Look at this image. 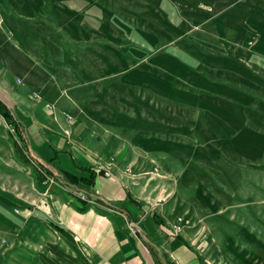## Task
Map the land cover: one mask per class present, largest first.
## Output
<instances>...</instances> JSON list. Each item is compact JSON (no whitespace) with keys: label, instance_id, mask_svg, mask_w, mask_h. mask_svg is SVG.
I'll return each instance as SVG.
<instances>
[{"label":"rangeland","instance_id":"374dc122","mask_svg":"<svg viewBox=\"0 0 264 264\" xmlns=\"http://www.w3.org/2000/svg\"><path fill=\"white\" fill-rule=\"evenodd\" d=\"M22 1L25 4L26 0ZM241 1L246 2L245 7L236 13L229 12L235 5L233 1H227L225 10H218L217 6H199V11L195 12L191 11L189 0L71 1L82 5V8L102 10L103 18L99 20L102 24L83 20V25L91 30L97 28L98 33L99 27L105 28L108 23L107 30L108 33L111 30L112 35L108 39L111 41L109 44L100 43L96 47L97 74L93 70L92 73L83 70V65L89 60L79 57L74 61V64H79L72 69L74 76L79 84L85 86L82 93L87 94L90 103L89 118L98 116L99 127L103 128L107 138L105 141H110L108 136L115 134L122 138L123 144L128 142L130 158L140 157L137 150L143 139L145 143H151L142 142L141 148L147 152L173 156L170 159H173L177 175L171 183L169 177L162 179L165 182L162 183L160 197H173V220L159 223V235L155 239H144L138 230L136 233L139 242L150 245L161 264H181L180 253L184 247L193 251L196 255L192 256L193 259L206 264H249L252 259L264 258V251L260 250L264 249V155L257 159L256 164L251 163L247 156L229 155L224 150L223 141L208 138L204 125L200 124L205 109L197 101L204 98L203 92L210 91L212 98L213 93L223 90L222 86L231 87L232 84L225 82L218 86L215 82L209 90L194 85L176 89L173 88V75L162 76L161 80L149 76L148 67H137L150 56H161L162 68H173V59L178 68L209 67L218 71L237 68V76L239 74L242 81L255 80L258 86L257 113L245 111L247 108L244 107L246 113H241V116L244 121L246 115L250 122L263 126L260 122L261 117L264 119V59L251 57L253 50L234 38L238 34L248 36V29L237 33V29L228 27L226 22L230 16L229 23H233V19L248 23V3L253 0ZM261 1L264 4V0ZM59 3L61 0H49L47 7ZM47 16L54 17L52 12H47ZM261 17L264 18V11L259 13L258 18ZM1 19L0 31L4 30L5 22ZM89 48V44H80L72 51L80 56ZM106 53L113 56L114 70L111 73L102 70L105 64L112 62L105 60ZM250 69L259 72L249 76ZM66 70L71 72L70 68ZM155 78L157 83H153ZM174 78L180 80L186 76ZM213 79L223 81V77L218 75L211 76V81ZM248 85L242 83L241 91L253 95L250 93L253 88ZM173 90L178 93L175 99L185 103L192 100L194 107L179 109L173 106ZM32 97L38 100L35 93ZM211 103V113L218 116L215 99ZM6 110L9 113V108ZM187 111H192V122ZM66 115L69 114H63L65 119ZM189 122L194 124L192 130ZM105 141V146L101 147L103 151L109 146ZM115 141L119 150L120 140L115 137ZM3 149H13V157L6 161ZM113 150L116 153L112 155H109V148L104 155L96 153L93 156L98 174L104 177L103 168H107L111 177L116 174L118 150L116 147ZM106 153L109 156H105ZM163 156L158 163L168 162ZM132 172L136 173L133 169ZM132 172L126 170L129 175ZM145 175L152 181L163 177L159 167ZM65 182L39 161L17 125L10 124L0 115V264H93L86 248L77 239H66L55 231L44 212L48 210V204H44L46 194L54 189L69 188ZM88 192L84 190L81 193L82 201H88ZM166 192L170 194L166 195ZM175 224L180 225L177 232L172 230ZM250 246L260 250L262 256L250 251Z\"/></svg>","mask_w":264,"mask_h":264},{"label":"crops","instance_id":"0c3cea01","mask_svg":"<svg viewBox=\"0 0 264 264\" xmlns=\"http://www.w3.org/2000/svg\"><path fill=\"white\" fill-rule=\"evenodd\" d=\"M47 1L49 0H26L24 4L22 0H0V17L5 21L4 30L0 31V101L9 108L13 122H16L25 142L39 161L59 179L64 178L65 184L68 182L69 188L54 189L46 194L47 201L44 204H48V210L44 212L52 223L62 227L86 248L93 264H161L150 245L146 243L145 246L139 242L136 233L138 230L144 239H155L159 235V223L173 220V197L160 199L162 183L165 182L162 179L169 177L171 183L177 175V171L173 169V159H170L173 156L164 157L161 153L156 155L147 152L141 148L142 142L147 145L151 143H145L143 139L137 150L140 157L130 158L128 142L124 141L123 144L118 135L108 136L110 141H105L107 138L104 137L103 128L99 127L98 116L91 117H96L95 120L89 118L90 103L87 94L82 93L85 86L79 84L72 69L79 65L74 64V61L81 57L89 60L83 65V70L86 73H92L93 70L97 74L96 47L100 43L111 42L108 40L112 37L111 30L108 33V23L105 28L99 27L98 33L95 30L97 28L91 30L83 25V20L102 24L99 20L103 18V11L97 7L82 8V5L75 4L72 0H61V4L47 7ZM227 1L235 4L229 10L234 13L242 12L246 3L241 0H216L215 3L209 0H201L202 3L199 0H189L193 12L199 11V6H217L218 10H225ZM262 3L261 0L248 3V23L244 20L236 22L235 19L233 23H229L230 16L226 22L228 27L237 29V33L248 29V36L238 34L234 38L239 44L253 50L251 57L264 59V18H258L259 13L264 11ZM47 12H52L54 17L47 16ZM80 44H89L90 48L78 56L72 49ZM112 58V53H106L105 60L112 61ZM162 60L161 56H150L137 64V67H148L147 74L161 80L162 76L173 75V88L176 89L194 85L209 90L215 82L218 86L225 82L232 84L231 87L222 86L223 90L213 93L212 98L210 91L203 92L204 98L197 101L205 109L201 114L204 119L200 124L204 125L208 138L223 141L227 154L240 158L247 156L251 163L256 164L257 159L264 155V119L261 117L260 124L263 126H258L257 122H250L246 115V121L241 116L245 111L257 113L255 109L259 105L256 81H242L239 74L237 76V68L219 71L209 67L178 68L174 59L173 68H162ZM66 61H69L68 65ZM67 68L71 72H67ZM102 68L104 73L113 72V61ZM250 70L249 76L259 72ZM216 75L223 77V81H211V76ZM174 76L186 78L179 80ZM225 77L229 78L228 81ZM153 83H157L156 78ZM242 83H249L248 87L253 88L250 91L253 95L241 91ZM153 90L158 92L157 89ZM33 93L41 94L42 99L35 100ZM176 94L178 95L176 90H173V106L179 109L194 107V101L185 103L175 99ZM214 99V104L217 103L216 107L219 109L218 116L213 115L209 109V104ZM9 104L13 106L10 107ZM47 104L54 109L49 110ZM244 107L247 110L243 111ZM65 113L72 116L73 120L65 119ZM187 113L192 117V111ZM0 115L5 119L1 113ZM192 121L193 117L190 119ZM189 125L192 130L194 124ZM114 136L120 140L119 150ZM104 141L106 146L109 145L105 150L111 149L109 155L116 153L114 147L118 150L116 174L111 178L98 174L93 157L96 153L104 155L105 150L101 149L105 146ZM3 150L6 161L13 157V149ZM161 156L168 162L158 163ZM156 167H159L165 178L152 181L145 173ZM127 169L131 172L133 169L136 173L129 175L126 173ZM67 174L86 182L72 183L65 176ZM170 186L173 187L172 184ZM84 190L89 191L87 202L80 199ZM165 194L169 195L170 192ZM249 250L258 252L260 256V250L264 251L252 246ZM181 251V264H206L197 258L193 259L195 254L189 247H184ZM171 252L173 256V250ZM257 259L250 260L249 264H264V258Z\"/></svg>","mask_w":264,"mask_h":264},{"label":"trees","instance_id":"16d2710c","mask_svg":"<svg viewBox=\"0 0 264 264\" xmlns=\"http://www.w3.org/2000/svg\"><path fill=\"white\" fill-rule=\"evenodd\" d=\"M0 113L3 115V117L10 123V124H15L11 118V115L8 113V111L6 110L5 105L0 101ZM14 126V125H13ZM67 176V178L72 182V183H78V182H86V180L84 179H76L75 177L71 176V175H65ZM50 226L57 231L58 233H60L63 237H65L66 239H71V236L69 235L68 232H66V230H64L62 227L54 224V223H50Z\"/></svg>","mask_w":264,"mask_h":264},{"label":"built area","instance_id":"2783aa9c","mask_svg":"<svg viewBox=\"0 0 264 264\" xmlns=\"http://www.w3.org/2000/svg\"><path fill=\"white\" fill-rule=\"evenodd\" d=\"M2 19L0 18V28L2 27ZM35 97L38 99V100H41L42 99V97H41V95H39L38 93H35ZM47 108L48 109H50V110H53L54 109V107L53 106H51V105H47ZM66 118H67V120H69V121H71V120H73V117H71L70 115H66ZM103 170H104V174H105V176L107 177V178H109V177H111L112 176V174L107 170V168H103ZM83 198H85V196H83ZM180 224V223H179ZM179 224H175L174 226L172 225V230L174 231V232H177L178 230H177V228L178 229H180V225ZM173 227H175V229H173Z\"/></svg>","mask_w":264,"mask_h":264}]
</instances>
